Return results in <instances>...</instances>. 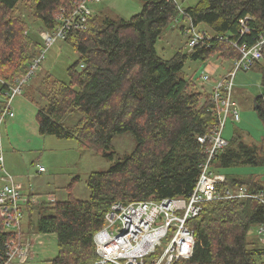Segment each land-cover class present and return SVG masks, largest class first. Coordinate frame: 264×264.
Wrapping results in <instances>:
<instances>
[{
  "label": "trees",
  "instance_id": "16d2710c",
  "mask_svg": "<svg viewBox=\"0 0 264 264\" xmlns=\"http://www.w3.org/2000/svg\"><path fill=\"white\" fill-rule=\"evenodd\" d=\"M80 1L0 0V115L10 89L27 73L32 60L49 49L32 36L30 23L39 22L48 33L56 31L64 26L61 18L69 16ZM141 1V11L129 20L101 17L94 12L85 29H67L63 41L79 55L67 69L69 83L46 75L30 98L37 109L40 136L75 140L79 150L101 154L108 160L113 159L114 137L130 133L136 142L123 160L87 177L88 200H76L68 194L65 201L52 205H27L24 233L55 235L57 256L50 264L94 262L93 237L103 228L104 216L114 202L188 200L207 160L208 141L200 143L198 139L212 134L217 119L211 112L210 93L200 92L181 75L184 61L190 58L204 62L218 57L234 62L238 53L231 42L251 44L264 34V0H198L181 9L182 13L174 0ZM21 4L28 17L17 14ZM178 16L194 27L203 25L212 38L188 55L176 53L170 60H163L155 44ZM244 19L248 32L241 36L238 31ZM225 36L227 41L216 38ZM262 59L254 66L259 69L262 88L254 99V110L264 124ZM27 85L22 86L21 94ZM75 112L80 119L67 128L63 122ZM210 164L211 172L264 167V149L244 143L242 135L235 132ZM223 176L224 182L216 186L222 196L244 187L256 198L203 202L200 213L186 221L193 236L192 254L173 264H256V258L264 256L258 232L264 229V187L254 177ZM251 230L262 248L247 241ZM14 237L0 220L2 260Z\"/></svg>",
  "mask_w": 264,
  "mask_h": 264
},
{
  "label": "built area",
  "instance_id": "2783aa9c",
  "mask_svg": "<svg viewBox=\"0 0 264 264\" xmlns=\"http://www.w3.org/2000/svg\"><path fill=\"white\" fill-rule=\"evenodd\" d=\"M98 1L81 0L69 16L61 18L63 27L51 33L42 34L47 48L55 41L65 40L67 29H85L89 17L94 14L89 4ZM178 9L182 13L179 7ZM246 22L247 19L240 21L238 33L241 36L248 32ZM189 24L186 31L189 50L206 45L212 38L211 35L205 30H196L193 24ZM216 38L228 40L226 36ZM230 44L237 51L238 58L234 59L231 70L213 86L210 92L211 112L216 115L217 125L209 137L198 139L200 143L208 141L209 146L206 149L207 160L202 166V172L192 194L188 200L173 198L127 204L114 202L104 216L103 228L93 237L97 259L91 264H173L179 258L187 259L192 254L193 236L186 227V221L200 213L203 202L223 198H256V195L246 193L244 187L232 192L226 191V195L222 196L216 186L224 182L225 177L222 174H213L209 168L214 155L227 145V141L222 138L226 120L230 118L233 122L240 121L238 106L232 100L234 78L239 71H250L264 58V34H260L251 44L236 42ZM43 53L32 60L27 73L21 76L10 89L9 97L0 115V125L6 118L14 117L12 103L17 96H20L22 86L28 84L35 74L43 59ZM202 80L208 81L209 77L203 76ZM3 163L0 150V180L3 182L0 188V220L5 230L14 234L15 237L9 240L6 257L3 260L0 257V264H26L33 259L35 240H38L40 235L32 234L31 238L30 234L24 233L22 220L27 205L39 204L40 198L22 194L14 183L13 177L6 173ZM38 172H44V168L39 166ZM261 197L264 203L263 195ZM51 200L46 198L47 202ZM258 232L264 244V229L260 228Z\"/></svg>",
  "mask_w": 264,
  "mask_h": 264
},
{
  "label": "rangeland",
  "instance_id": "374dc122",
  "mask_svg": "<svg viewBox=\"0 0 264 264\" xmlns=\"http://www.w3.org/2000/svg\"><path fill=\"white\" fill-rule=\"evenodd\" d=\"M180 9L188 8L195 5L198 0H175ZM23 4L18 7L17 14L22 18L28 17ZM91 9L99 16L119 17L123 20H129L132 16L137 15L142 9L141 0H99L97 3L90 4ZM176 21L171 22L163 31L161 37L155 44V50L158 56L163 60H170L176 53L188 55L191 50L187 47V34L189 22L186 19L177 17ZM26 19V18H25ZM29 22L28 18L26 22ZM205 30L203 25L196 27V30ZM30 33L42 46L44 42L42 34H46L41 28L39 22L30 23ZM211 35V32L209 33ZM41 49V47H40ZM39 49V50H40ZM44 59L41 61L35 74L28 84L32 83L33 88L41 86V80L46 75H51L56 80L65 84L69 83L67 69L70 65L79 60V55L73 46L64 41H55L44 53ZM233 61H223L221 58L211 57L206 61L191 60L187 58L181 75L194 83L195 87L203 93L209 94L213 86L231 70ZM256 67V66H255ZM253 67L250 71H239L234 78L233 99L239 110L240 121L233 122L228 118L225 122L222 138L231 141L233 134L242 135L244 143H255L264 149V124L259 120L254 110V99L261 93L260 72L258 68ZM209 77L208 81H203L202 77ZM21 95H27L25 89ZM34 105V104H33ZM35 106V105H34ZM6 118L5 120H7ZM80 119L79 113L75 112L64 120L63 124L67 128L73 127ZM4 124V123H3ZM1 129V140L3 137ZM46 141L39 151L20 152L19 162L16 164V158L7 157L3 152V166L6 173L13 176L14 179L22 184L31 183L33 191L39 190L44 193L54 192L56 195L70 194L78 200H88L89 193L86 188V179L92 172H104L111 168L116 162L123 160L135 148L136 142L132 134L126 133L118 135L112 140L113 159L108 160L91 151L79 150L75 140H58L51 136H45ZM46 139V140H45ZM49 140V141H47ZM3 145V144H2ZM12 151V150H11ZM5 157V158H4ZM39 165L44 168L43 174H37ZM10 168V169H9ZM213 174H223L226 176L250 178L254 177L264 187V167L262 166H242L237 168L213 169ZM39 173V172H38ZM237 175V176H236ZM57 182H64L71 187L66 191L61 187H56ZM34 185V186H33ZM69 185V186H70ZM68 186V187H69ZM35 188V189H34ZM25 192V191H23ZM39 196V195H37ZM45 199V195L39 197ZM35 214H33L34 216ZM27 220V212L24 213L22 220L23 229ZM36 220L34 219V222ZM247 241L257 248H262L258 243L255 231L247 233ZM33 247V259L26 264H50L57 256V243L55 235H40ZM165 242L164 240L162 241ZM264 263V256L256 258V264ZM16 264V263H15Z\"/></svg>",
  "mask_w": 264,
  "mask_h": 264
},
{
  "label": "crops",
  "instance_id": "0c3cea01",
  "mask_svg": "<svg viewBox=\"0 0 264 264\" xmlns=\"http://www.w3.org/2000/svg\"><path fill=\"white\" fill-rule=\"evenodd\" d=\"M35 89L36 88H33L32 83L28 84L25 87V91L27 95L17 96L12 103L11 108H12V111L14 112V117L8 118L7 120H5V122H3L4 124L2 123L3 124L2 127L4 126L2 130V134H3L2 140H1V133H0V150H1L2 157H3V152H2L3 150L2 146H3L5 155L7 154V157L13 156L14 158H16V164L19 166H21V164L19 162V155L17 154H20V152H23V151H39L41 148H43V145L46 142L43 139L45 136L39 135L38 124L36 121L37 109L35 108L33 103L30 101V98L32 97L33 91ZM1 129H0V132H1ZM3 162H5V160H3ZM37 167H39L38 164L36 165V168ZM44 172L42 173L37 172V174L41 175ZM0 176H1V173H0ZM13 180L16 186L22 192V194L26 196L39 195V197H42V195L43 196L45 195V199L42 201L40 200V203H48L49 205H52L53 203L59 202L61 200L65 201L68 198V195L65 194V192H62L63 195H56L54 192L42 194V192H40L39 190H36L35 188H34L35 190L33 191L32 190L33 187L30 182H28L27 185L23 186L22 184L17 182L14 179V177H13ZM2 184L3 182L0 180V188ZM70 184L71 182L69 184L64 183V182H57L56 187H61L62 189H65L67 191L69 189L68 186ZM46 198H50L52 200L47 202ZM74 199L78 200V198H74ZM22 229H23V224H22ZM23 232H25L24 229H23ZM32 234H37V236L43 235L39 233H31L30 237L32 236Z\"/></svg>",
  "mask_w": 264,
  "mask_h": 264
},
{
  "label": "water",
  "instance_id": "95a60500",
  "mask_svg": "<svg viewBox=\"0 0 264 264\" xmlns=\"http://www.w3.org/2000/svg\"><path fill=\"white\" fill-rule=\"evenodd\" d=\"M256 107H257V104L255 103V104H254V108H256Z\"/></svg>",
  "mask_w": 264,
  "mask_h": 264
},
{
  "label": "bare ground",
  "instance_id": "6f19581e",
  "mask_svg": "<svg viewBox=\"0 0 264 264\" xmlns=\"http://www.w3.org/2000/svg\"><path fill=\"white\" fill-rule=\"evenodd\" d=\"M233 187V186H232Z\"/></svg>",
  "mask_w": 264,
  "mask_h": 264
}]
</instances>
